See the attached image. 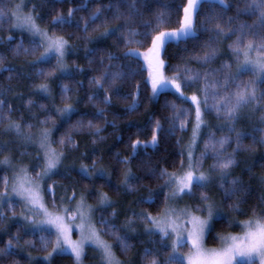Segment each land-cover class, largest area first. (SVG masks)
Segmentation results:
<instances>
[{"label": "trees", "instance_id": "16d2710c", "mask_svg": "<svg viewBox=\"0 0 264 264\" xmlns=\"http://www.w3.org/2000/svg\"><path fill=\"white\" fill-rule=\"evenodd\" d=\"M21 2L22 11L31 12L49 36L67 41L66 61L71 73L61 75L54 60L43 61L39 42L13 28L8 15L0 17V160L7 157L10 161L0 163V194L13 184L21 168L37 180L36 174L44 168L40 136L48 129V142L60 153V162L44 181L47 206L58 210L61 198L81 201L94 209L96 226L117 258L125 264H149L154 256L157 264H165L170 250L168 238L150 232L149 222L141 217H157L163 212L169 186L161 173H175L182 167L194 112L192 105L174 92L153 97L142 62L133 54H126L130 50L146 51L154 29H180L187 0H0V11L8 13L9 6ZM252 2L225 0V6L218 0L201 2L192 12L194 35L177 43L167 42L162 48L164 73L172 77L180 72L184 95L204 94L203 84L208 79L205 74L211 63L207 69L198 64L205 51L211 53L215 49L217 56L211 68L220 67L224 61L233 64L234 54L229 46L236 40L241 25L245 26L242 44L264 39V27L257 20L260 12L249 8ZM69 9L73 10L71 16ZM98 9L99 18L93 21L91 17ZM58 14L65 23L54 24L53 18ZM211 17L218 20L209 23ZM216 22L224 28L222 33L215 28ZM129 28L140 43H124ZM105 30L113 34L103 36ZM254 32H259V36H254ZM18 45L22 47L18 49ZM109 54L116 59L110 61ZM186 69L199 78L189 80ZM113 72L122 73V79L115 84L105 82L104 87L95 85V78ZM231 83L254 88L255 99L239 108L231 119L215 107L204 109L201 146L211 143V139H225V147L217 151L234 161L225 170L215 167L209 182L194 189L196 194V190L203 191L207 202L217 204L222 213L206 236L205 245L209 248H215L221 236L239 233L241 221L264 212V81L245 72L231 79ZM40 84H45L47 90L40 89ZM137 92L136 107L129 111ZM105 95L110 97L108 104L103 102ZM65 105L71 106L70 113L58 111ZM12 121L20 124L21 136L5 131ZM154 130L157 139L153 146ZM237 133L241 141L234 152ZM24 136L31 139L25 140ZM135 141L139 143L134 151ZM233 180L237 181L235 185ZM228 188L234 191L229 194ZM203 203L197 202L198 206ZM11 205L0 209V248H5L9 240L13 242L11 254L0 256V264H74L66 255L43 262L46 251L38 237L48 236V232H29L20 219L19 205ZM117 237L126 239L127 250ZM90 251L94 252L86 249L88 255Z\"/></svg>", "mask_w": 264, "mask_h": 264}, {"label": "snow or ice", "instance_id": "6c2138e0", "mask_svg": "<svg viewBox=\"0 0 264 264\" xmlns=\"http://www.w3.org/2000/svg\"><path fill=\"white\" fill-rule=\"evenodd\" d=\"M198 0H188V4L184 8V17L181 21L180 29L173 30L171 32H166L162 30L154 29L155 34L151 36V44L147 48L144 53L141 55L144 57L145 62L148 66V74H149V82L151 83L153 95L159 92L161 89L167 88L169 84L176 89L177 92L181 91V83L180 72L177 71L174 73L171 79L166 77L162 71L164 67V60L161 58V50L164 48L165 44L169 40L179 39L180 37L188 36L194 34L195 26L193 24V8L196 6ZM219 4L224 5L225 0H218ZM133 4V8H134ZM23 3L15 4L9 6V12L0 11V17L8 15V19L11 22L13 28H21L29 31L34 36H39L41 38V47H44L45 54H50L54 52L57 56L58 62L64 55L65 45L67 41L60 36H49L48 33L42 30L39 25L36 23L31 12L25 14L22 11ZM249 8L256 9L260 12V15L257 17L260 25L264 27V0H253V3L249 5ZM73 10L69 9V16H71ZM99 9L96 13H93L91 19L95 21L99 18L98 16ZM231 19V18H230ZM212 20H218V17L209 18V23ZM53 22L63 24L65 23L62 16L59 14L53 18ZM215 28L219 29L222 33L224 28L221 26L219 22L215 23ZM159 27V22H158ZM244 25L240 26V29L237 30V38L233 41L232 47L233 52L237 55L239 59L240 55H243L242 66L238 69V71H246L249 66L253 70H258L264 73V39H262L261 43L256 45L257 56L255 59L251 58V51L253 48V44L251 41L248 42L247 45L241 47V40L244 36ZM87 31V27L84 29ZM112 32L105 30L102 33L103 36L112 35ZM137 34L131 28L128 29V33L124 38V43H140L139 41L134 40V37ZM145 38H147V34H145ZM22 45H18L19 49ZM27 49H24V52L27 53ZM133 53H128L126 55H132ZM215 54V49L209 53L205 51L204 57L202 59L207 62L211 55ZM110 61L116 59V57L111 54L107 57ZM196 59H201V57L196 56ZM187 78L189 80L195 81L198 79V74L191 73L190 70H185ZM123 74L119 72H113L109 76L107 73H102L100 76L95 78L94 83L99 87H104L105 82H109L110 84H115L117 80L122 79ZM227 83V80H226ZM42 90H47V86L45 84H40L38 86ZM209 85L205 83L204 88L202 89L205 95V102L207 100V88ZM215 87V85H213ZM139 85H137V89ZM183 95V93H181ZM95 97H89V99H94ZM215 98V97H214ZM138 99V92L134 93L132 96V103L129 104L128 110L132 111L136 107V101ZM193 104L196 105V125L194 126L193 135L195 137L196 131L199 129L200 124L203 122L201 119V108L199 104V99L197 95H192L190 97ZM220 100L225 101L223 105L219 103L213 105L216 108L217 112L224 111L229 119L235 116V113L239 108L251 102L252 99H255V89L246 85L244 88H237V91L232 95L222 96L219 98ZM103 102L105 104L110 103V97L105 95L103 98ZM31 103V101H29ZM71 106L65 105L63 109H58L61 113L67 114L71 112ZM102 114V110H101ZM89 127L92 126L91 121H89ZM159 126V122H157V127ZM29 127H31L29 125ZM181 127H183V121H181ZM5 131L15 132L19 137L22 135L21 126L19 123L12 121L9 123L8 127ZM25 140H30V136H24ZM49 138V130L44 129L40 136V147L45 150V164L41 173H37V178H41L42 175H47L49 171L57 166L60 162V153H57L55 149H53L48 142ZM70 140L71 138L68 137ZM156 132L154 130L152 136V144L153 146L156 143ZM241 141V135L237 133V149H234V152L239 149ZM227 141L225 139H221L217 141L222 148L223 145ZM61 144L64 143V140L61 139ZM138 141L133 142V150L138 145ZM216 143H213L211 147L213 150L216 148ZM208 145H206V148ZM206 153H201V157H204ZM0 163L8 164L10 163L9 159L5 157L3 160H0ZM199 163L198 161L196 162ZM234 163L231 156L227 159H218L217 167L221 170L228 169ZM83 172L87 173V169L83 168ZM161 175L165 178V184L170 186L171 196L177 197L181 194L185 193L186 190H191L193 184H197L200 187L208 181V174L204 171L199 172V175L196 174L192 152L189 151V159L187 170L183 172L182 175L178 174H167L166 172H162ZM127 180V176H126ZM233 185L237 183L236 180L231 182ZM234 190L232 188L226 189V192L231 194ZM12 192L21 198L25 202L27 206L30 207V210L36 212L38 210L39 214H42V219L39 221L38 228L41 225H47L50 228L55 230V241H51L44 236H41V244L44 248H47L49 244L52 246V252H49L45 257L47 260L53 252L57 250L63 251L65 246L71 250L72 255L75 257L77 264H79L81 254L84 249L85 243H91L96 246V248L100 251L101 259L103 264H120V262L116 259L112 246L102 240L97 233L95 227L88 222L87 213L81 203L78 205V209L76 211H71L69 209H63L58 212H50L43 204L42 196L40 193V187L38 182H34L28 178L27 171L23 168L16 175V179L12 184ZM74 199V196L72 197ZM202 199L207 202V196L202 194ZM167 201V197H166ZM11 208L12 205L9 204ZM208 214L206 217H201L198 215H194L191 212L181 211L179 215H177L174 209L165 208L161 213L159 218L149 216H142L141 219H144L151 224V228L156 229L162 238L168 237L170 234L174 235L175 238L171 243V251L169 252L168 260L166 264H255V261L258 259L259 264H264V212H261L259 216L255 218L249 217L247 220L241 221L240 225L242 231L239 234H228L227 236L222 238L221 246L213 249H206L204 247V236L205 231L210 227L209 221L213 216L212 205L209 203L207 205ZM3 214L0 213V219H2ZM78 216L80 223L76 225L77 229L80 231L81 236L77 241H72L69 237L70 226L67 221H70ZM25 219L36 223L33 220L31 215L25 216ZM103 223V222H102ZM21 228L23 226H20ZM19 230V229H18ZM42 231L43 229L40 228ZM187 233L186 240L184 238V233ZM120 241L122 248L125 250L128 249L129 245L126 243V239L123 237H117ZM187 245L189 247V251L186 255L180 259L176 253L178 247H183ZM13 247L12 240H9L7 246L5 248H0V256L11 254L9 249ZM147 254V253H146ZM149 264H157V260L153 256L150 260Z\"/></svg>", "mask_w": 264, "mask_h": 264}, {"label": "rangeland", "instance_id": "374dc122", "mask_svg": "<svg viewBox=\"0 0 264 264\" xmlns=\"http://www.w3.org/2000/svg\"><path fill=\"white\" fill-rule=\"evenodd\" d=\"M201 2H207V0H198V2L196 4L197 8H198V6H199V4ZM187 4H188V0H187ZM223 6H225V4ZM256 12H259V11L256 10ZM16 29L21 30L22 32H25V33L29 34L31 37H33L34 39H36L39 42V45H41L42 41H41V38L39 36H34L29 31L21 29V28H16ZM193 35L194 34H191V35L179 38V39L169 40L167 42L177 43L178 41L184 40V39H186L188 37H191ZM253 35L254 36H259V32H254ZM52 37H54V36H52ZM262 39H261V41H262ZM261 41L260 40L252 41V44H253V48H252V51H251V58L252 59L256 58V56H257L256 45L260 44ZM247 44H248V42H245L244 44L241 43V47H243V46H245ZM41 50H42V53H41L42 60L43 61L54 60L56 68H57V71L61 75H69L71 73V67L68 65V63L66 61V49L64 51L63 57L60 59L59 62H58L57 56H56V54L54 52H52L50 54H45L44 47H41ZM230 51H232L231 53L234 54L233 64L229 63L228 61L227 62L224 61L221 64L220 67L211 68L212 67V63L214 62V60L216 59V56H217L216 52H215L214 55H211L209 57L207 62H205V60L202 59L200 61V63L198 64L201 68L207 69L209 64L211 63V67L206 71V74H205L206 75L205 78H208L207 80L205 79V82L209 85V87L207 88V100H206V102H205V95L204 94H203V96H198L197 95V97L199 99L200 108H201V119H202L203 122L200 124L199 129L196 131V134H195V137H194L193 130H194V126L196 125V105L193 104L192 100L190 99V97L192 95H194V94H191V95H184L183 94V95H181V93H183L182 89H181L180 92H177L176 89L173 88L169 84V86L167 88L161 89L159 92H157L155 95H153L151 83L149 82L148 66H147V63L144 60V57L141 55V53H144L145 51L130 50V52L133 53V55L135 57H138L140 59V61L142 62L144 70H146L147 82L149 83V86H150V89H151V95L153 97H156L159 93L165 92V91L174 92L178 96H180L181 98L187 100L192 105L194 115H193V120H192V125H191L192 128H191L190 136L188 137V140L186 141L184 149H183L184 161H183L182 167L177 172H175V174L182 175L183 172L187 170L188 159H189V151L191 150L193 164H194V168H195L196 174L199 175V172H201V171H204V172H206L208 174V181L203 186H205L209 182L210 176L212 174H214V169H215V167H217V160L218 159H221V160L222 159H226V157L224 155L219 154L218 151H217V150H223V148L225 147L226 143L223 145L222 148L220 147V145L218 143H216V148H215V150H213L211 145L213 143L217 142L218 140H214L213 141V139H211L210 140L211 143H209V141H208V142L204 143L203 146H201L200 138H201V130H202V127L204 125V109H205V107L209 106V107L213 108V105H216L218 103L220 105H223L225 103V101L220 100L219 98L222 97V96H226V95L230 96V95H232L233 93H235L237 91V88L239 87V85L231 83V79L234 80L235 77H237L241 73L250 72V73L253 74L254 78L257 81H259V82L264 81V73H262V72H260L258 70H253L251 68V66H249L248 70H246V71H238V69L242 66L243 55L241 54L239 59H238L237 55L233 52L232 47H230ZM161 56H162V50H161ZM162 71L164 73V67H163ZM231 74H232V76H231ZM164 75H165V73H164ZM166 77H168L169 79L172 78V77H169V76H166ZM226 80H227V83H226ZM240 84H241V82H240ZM203 85H205V84H203ZM213 85H215V87H213ZM243 87H244V85L239 87V88H243ZM206 145H208L207 148H206ZM199 149H200V153H198ZM202 152L206 153L204 157H201V153ZM42 158H43V166H44V164H45V150L43 148H42ZM197 161L199 162L198 164L196 163ZM56 168H57V166L55 168H53L51 171H49L47 175H42L41 178H39V179L37 178V180L36 179L35 180L31 179L29 176H28V178L30 180L34 181V182H38L39 187H40V193H41V196H42L43 204L50 212H58V211L63 210V209H69L71 211H76L78 209V205H80L82 203L81 201H79V202H77V201L76 202L75 201L71 202V199L66 201V200H64V198H61V199H59V204H60L59 207L60 208H57L58 210L50 209L47 206V204L45 203V201H44V198H43L44 181L46 180V178L49 177V175H51V173H53L56 170ZM218 171H220V170H218ZM171 174H173V173H171ZM196 187L198 188V190L201 189L200 186H198L197 184L194 183L193 186L191 187L190 191L186 190L185 193L181 194L180 196L172 197L171 196L172 189L169 186V191L167 192L168 193L167 194V201L165 203L164 209L166 207L170 208V209H174L176 211L177 215H179L181 213V211H187V212L193 213L194 215L201 216L203 218V217H206L207 214H208L207 205L210 203L212 205L213 216H212L211 220L209 221L210 227L208 229H206V231H205V236H204L203 243H204V247L206 249H213V248H209V247H207L205 245V239H206V236H207V234H208V232H209V230L211 228V225H212L213 221L221 218L222 217V213L220 212V208L218 207L217 204H214V202H210V201L205 202L202 199V194L205 195L202 190H201L202 192H199L198 190H196L197 191V194H196L194 192V189ZM196 197H197V199H196ZM195 201H197V202L201 201V202H204V203L202 205L198 206L197 202H196V204L194 203ZM9 204H17V205H19V208L21 210L20 219L25 223V225L27 226V230L29 232H31V233L40 232L41 231L40 228H42L43 229L42 231L48 232V236H44V237L50 239L51 241H55V238H56L55 230L50 228L47 225H41L38 228L39 221L43 218L42 214H39L38 210L36 212L31 211L30 207L27 206L25 204V202L23 200H21L20 197L16 196L12 192V185L4 193L0 194V209L2 208V206L9 205ZM83 207H84V209H85V211L87 213L88 222L91 223L95 227V229L97 230V233L99 234L100 238L102 240H104L102 235L100 234V231L98 230V227L96 226L94 209L91 208V207H88V206H86L84 204H83ZM27 215H31L33 217V220L36 221V223H33L31 221L26 220L25 216H27ZM159 216H157L155 218H159ZM67 223H69V226H70V231H69L70 239L72 241H77L80 238V236H81L80 231L76 227V225L80 223V220H79L78 216L76 218L70 220V221H67ZM148 230L150 232L159 233L156 229L151 228L150 222H149ZM241 231H242V228H241V225H240L239 233ZM239 233H237V234H239ZM41 236H43V235H40L38 237L39 240H40ZM225 236H227V235L221 236V238H220V240L218 242V245L215 248H218V247L221 246L222 238L225 237ZM186 237H187V233L185 232L184 233L185 240H186ZM166 238H168V242H169V246H170L169 252H170L171 251V243H172V240L175 238V236L170 234ZM106 243H108V242H106ZM26 244L29 245L30 247H32V244H31L30 241H27ZM42 248H43L44 251H46V254L41 259L45 263H49L51 258L54 257V256L66 255V256H70L73 259L74 264H77V261H76L75 257L72 255L71 250L68 249L66 246H65L63 251L57 250L56 252H53V254L50 257H48L47 260L45 259V257L48 255L49 252H52V246H51V244H49L47 248H44L43 246H42ZM87 248L93 249L94 252L90 251L89 255H88V253L86 252ZM188 251H189V247L187 245H185L183 247H178L176 255L180 259H182L183 256L188 253ZM169 252H168V256H165V257H169ZM87 255H88V258H86ZM116 259L120 262V264H125L119 258L116 257ZM79 264H103L102 259H101L100 251L96 248V246L94 244L87 243V242L85 243L84 249H83V252L81 254L80 261H79ZM255 264H259V260L258 259L255 261Z\"/></svg>", "mask_w": 264, "mask_h": 264}]
</instances>
